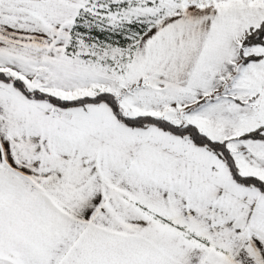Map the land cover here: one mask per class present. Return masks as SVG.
Returning <instances> with one entry per match:
<instances>
[{
  "label": "snow or ice",
  "instance_id": "obj_1",
  "mask_svg": "<svg viewBox=\"0 0 264 264\" xmlns=\"http://www.w3.org/2000/svg\"><path fill=\"white\" fill-rule=\"evenodd\" d=\"M0 264H264V0H0Z\"/></svg>",
  "mask_w": 264,
  "mask_h": 264
}]
</instances>
